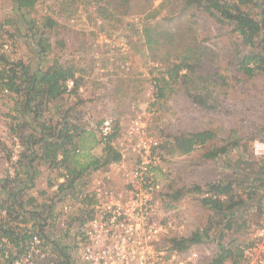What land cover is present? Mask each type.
Masks as SVG:
<instances>
[{
    "label": "rangeland",
    "instance_id": "374dc122",
    "mask_svg": "<svg viewBox=\"0 0 264 264\" xmlns=\"http://www.w3.org/2000/svg\"><path fill=\"white\" fill-rule=\"evenodd\" d=\"M241 8L256 16L252 4ZM48 18L63 24L51 26ZM103 33L109 35L111 46L100 39ZM239 37L231 25L187 0H37L33 8L20 11L15 10L12 0H0V57L5 59L0 60V73L12 66L20 75L17 63L24 64L29 72L42 71L59 60L83 77L78 96L64 95L48 103L35 121L23 106L24 96L5 91L0 84V180L7 174L14 175L16 168L20 173L27 171L34 156L25 158L24 166H15L14 155L25 147L16 133L22 132L31 143L27 136L38 133L40 122L54 125L62 117H72L87 132L82 137L90 145L92 135L88 132L96 135V127L105 117L116 119L124 127L134 114L133 105L146 94V79L166 73L169 86L156 101L157 115L149 126L162 153L155 174L167 201L163 210L167 211L166 204L171 202L176 205L178 212L172 216L180 227L179 237L210 227L208 240L194 244L199 263H209L217 256L220 243L231 247L245 241L261 219V214L252 212L247 225L239 227V220L231 230L222 232V225L217 223L220 217L201 205L202 191L197 190L209 183L231 181L234 192L245 197L241 181L251 167L257 168L253 143L264 141V69L251 75L243 72ZM120 41L126 43L125 53L120 50ZM124 61L130 70L120 73L118 64ZM182 64L190 67L188 75L180 69L172 82L168 69ZM23 123L28 127L22 128ZM201 131L210 133L204 144L195 145L187 153L175 149L171 138ZM17 143L20 149L15 148ZM220 146L226 151L214 158L205 156ZM89 151L101 155V149ZM78 157L81 163L82 156ZM72 163L70 167L79 168ZM30 171L35 173L34 186L25 190V199L35 191L36 200L26 206L37 212L50 205L48 234L53 231L52 236L58 238L62 231L59 223L68 224L74 212L61 213L63 199L52 190L60 171L39 158H35ZM176 190L180 197L172 200L169 195ZM4 198L6 194L0 189V200ZM43 215L37 218L43 220ZM55 243L59 246L60 242ZM50 244L55 246L53 241ZM48 252L37 264H59L64 259L58 251Z\"/></svg>",
    "mask_w": 264,
    "mask_h": 264
},
{
    "label": "built area",
    "instance_id": "2783aa9c",
    "mask_svg": "<svg viewBox=\"0 0 264 264\" xmlns=\"http://www.w3.org/2000/svg\"><path fill=\"white\" fill-rule=\"evenodd\" d=\"M108 36L103 33L100 39L111 46ZM119 46L121 52L125 53L126 43L120 41ZM118 65L120 73L130 70L126 61ZM75 76L78 74L75 73ZM161 79L169 83L166 73L146 79V94L133 105L134 114L124 127L118 124L116 130L117 123L110 117L99 122L96 133L102 141L101 145L110 143L120 158L111 162L106 169H98L76 179L74 190L69 188L60 194L63 199L61 213L74 212L68 224L56 220L62 230L59 237L52 236L53 231L48 234V205L45 211H37L42 215L44 213L43 220L36 216L26 223L29 238L21 253H17L7 238L0 239L4 244L0 264H37V261L48 255V251H57L55 241L60 242L57 246L64 251V254L57 252L60 258L68 256L70 264H200L194 244L183 250L171 247L170 239L179 237L177 234L180 232L172 216L178 209L171 202L166 204L167 211L163 210L167 201L162 184L155 174V170L160 167L162 153L160 142L151 134L149 126L157 115L155 103L159 98ZM74 83L73 77L65 81V95H71ZM15 148L20 149V144L17 143ZM19 153L20 150L14 155V158L17 156L15 160ZM253 153L264 156V141L253 143ZM61 160L62 155L58 154L57 161ZM57 169L60 176L52 185L55 191H58L60 183L69 178L63 165L60 164ZM201 196L209 197L211 194L203 190ZM262 204L259 227L240 245V264H264V199ZM26 209L35 211L34 208ZM25 215L28 217L27 212ZM46 238L53 241L55 246ZM62 261L64 259L59 264Z\"/></svg>",
    "mask_w": 264,
    "mask_h": 264
},
{
    "label": "trees",
    "instance_id": "16d2710c",
    "mask_svg": "<svg viewBox=\"0 0 264 264\" xmlns=\"http://www.w3.org/2000/svg\"><path fill=\"white\" fill-rule=\"evenodd\" d=\"M187 1L191 4L203 6L211 16L220 22L231 25L233 30L238 33L240 36L238 43L240 49L239 64L243 72L251 75L256 71L264 69V0ZM36 2L37 0H12L14 8L17 11L31 9L35 6ZM248 4H252L256 8V16L241 8ZM48 23L51 26L58 25L56 20L50 18H48ZM0 60L5 59L0 57ZM17 64L19 65L18 68L21 74L19 75L18 69L10 66L0 73V84L11 93H21L24 96L22 103L32 113V121L37 120L38 112L42 108H45L48 103L60 99L65 95L64 85L68 78L73 77L75 81L71 95L78 96L83 77L80 75L74 77L76 71L72 66L56 60L42 71L34 70L29 72L24 64ZM180 69L186 70V73L190 71V67L183 64L175 66L171 71L168 69V75L172 82L176 81ZM21 84H24V87H21ZM159 84V97H162L165 88L169 85L164 79L159 80ZM76 122L72 117H62L54 125H46V122H40L38 133H29L27 136V138L31 137V143L25 140V135L22 132L16 133L25 147L24 150L20 151L15 166H24V159L30 154L34 155L28 162L27 171L20 173V169L16 168L14 175L7 174L0 180V189L6 194V198L0 200V239L2 237L7 238L10 245L17 249V253H21L25 249V242L29 238V229L25 226L26 223L31 218L42 215V213L39 214V212L30 209L27 211L25 206L27 202H33L32 197L28 196L25 199V190L33 185L35 173L30 170H32V163L35 158H39L50 168H58L61 164L69 173V178L59 184L58 191L55 193L58 195V199L61 198L60 194L64 193L67 189H75L74 182L76 179L92 171L106 169L111 162H116L120 158L117 151L108 142L102 145L101 155L91 154L89 150L94 145L101 144L102 141L91 131L88 132V135H92L91 144L87 145L82 137L87 132L81 129ZM26 127H28V123H23L22 128ZM35 128L32 130H35ZM115 129H118V123ZM209 138L210 133L201 131L183 133V135L174 136L173 139L171 138V141L174 142L175 149L181 153H187L195 145L204 144ZM170 142L165 143V145H168ZM37 143H39V146L35 149ZM161 147L164 146L162 145ZM77 150L79 151L77 152ZM225 151L226 147L220 146L208 151L205 153V156L207 158H214ZM58 154L62 155L60 162L57 161ZM78 156H82L81 163L78 161ZM255 158L258 159H253L257 166L256 170L251 167L250 171L244 174V178L240 184L242 186L241 190L246 195L245 197L234 192L231 181L209 183L205 189L197 187V190H204L211 194L209 197H200L199 201L202 206L211 209L213 213L220 217L217 223L222 225V232L231 230L237 225L239 220V227L247 225L249 223L246 220L247 216H251L252 212L256 216L262 213V201L264 199V156H255ZM72 162L77 163L79 168L70 167L69 164ZM247 182L251 185L245 187L244 183ZM26 183L29 185H26ZM169 196L172 200H177L180 197V191L176 190ZM219 196L224 197L220 198ZM253 208L254 211L252 210ZM3 210L5 211L4 214H2ZM26 212L28 217L25 215ZM209 230L210 227H207L193 233L189 237H172L170 239L171 247L183 250L192 244L204 242L209 238ZM222 236L220 235L219 237ZM243 242L231 247L220 243L217 256L207 264H225L227 262L229 264H240V245ZM3 247L4 244L0 240V253ZM56 250L60 254H64L61 247L56 246ZM60 264H70L68 256L64 255V261Z\"/></svg>",
    "mask_w": 264,
    "mask_h": 264
},
{
    "label": "crops",
    "instance_id": "0c3cea01",
    "mask_svg": "<svg viewBox=\"0 0 264 264\" xmlns=\"http://www.w3.org/2000/svg\"><path fill=\"white\" fill-rule=\"evenodd\" d=\"M81 87H82V85H81ZM82 91H83V89H82ZM83 97H85V95L83 94L82 95ZM93 103H94V101H92ZM96 132V131H95ZM96 136H97V138H98V135H97V133H96ZM101 147H102V145L101 144H97V146L96 145H94L92 148H91V151H94L95 149H101ZM91 154H94V153H92L91 152ZM32 186H34V185H32ZM32 186H31V188H32ZM31 194H32V196L30 195V197H32V201L33 202H35V200H36V192L34 191L33 193L31 192ZM31 204V203H30ZM26 206V205H25ZM27 208H30L29 206H26ZM34 207H31V209H33Z\"/></svg>",
    "mask_w": 264,
    "mask_h": 264
}]
</instances>
